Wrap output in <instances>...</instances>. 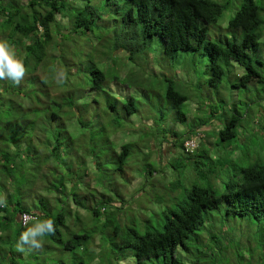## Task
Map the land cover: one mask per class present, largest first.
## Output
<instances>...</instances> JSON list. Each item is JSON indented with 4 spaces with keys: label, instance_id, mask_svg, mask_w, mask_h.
Returning <instances> with one entry per match:
<instances>
[{
    "label": "trees",
    "instance_id": "obj_1",
    "mask_svg": "<svg viewBox=\"0 0 264 264\" xmlns=\"http://www.w3.org/2000/svg\"><path fill=\"white\" fill-rule=\"evenodd\" d=\"M231 1L239 4L227 22L226 30L231 38L225 37L223 40H218L219 42L213 41L208 36L210 27L218 24ZM13 2L16 5L12 2L5 3L4 0L0 2V39L7 40L14 47L17 56L23 60L28 71L25 83L21 82L19 86L14 85L11 80H4L3 83L0 80V248L4 249V254H0V264H21L20 262L24 260L21 258L24 252L31 256V264H40L36 253L40 248L47 247L51 243L60 249L61 253L73 252L77 249V242L62 239L59 228L65 225V215L57 212V208L70 201V205L86 209L73 197V191L79 188L80 183L84 186L95 182L94 179L88 181L89 166L85 158L82 159L85 177L80 181L77 171H73L71 164L66 162L75 155L70 138L76 122L83 130L87 129L88 122L79 120L80 116L76 114L72 96L66 95L64 98L59 96L58 101H55L52 100L51 95L40 96L37 93V86L39 83L45 85L47 80L45 74H52L53 79L58 81L62 78L66 81L65 74L73 71L68 53L72 52L75 43L85 37V34H90L92 38L96 37L98 40L108 38L111 44L107 43L98 54L89 56V58L92 55L100 59L105 58L106 71L92 62L89 68L84 70L77 68V72L74 73L73 78H77L76 87L80 89L81 95L77 101L82 104L97 103L100 93L108 95L110 92H115L122 100L124 114L127 117L137 113L136 99L122 85L126 79L125 69L119 67L111 72L110 67L117 64L118 57H122L127 65L133 62L137 55L140 57L150 50H155L159 56L167 59L164 68L169 67L170 72H173L178 54H189L191 57L187 63L193 67L186 70L188 69V74L192 73L197 78L196 59H199L200 55H207L208 64L205 73L209 76L208 80L212 86H219L226 73L236 75L235 80L230 84L234 90L245 88L248 84L264 83V75H262L264 0H102L99 5L93 0H84L83 6L79 7L68 0H22V4L18 1ZM62 19L67 21L66 25L62 24ZM94 31L96 34L93 33ZM93 46L95 51L96 45ZM78 52L80 57L83 56L81 58L86 57L85 51L78 50ZM157 65L160 66V63ZM237 69L242 70V73H237ZM158 71V69L155 71V75L158 73L157 76H162ZM174 76L175 78L165 80L168 87L162 97H165L167 105L173 108V113L171 112L173 120L177 124H187L191 122H188L187 107V102L192 101L191 95L185 93L182 79L180 80L175 74ZM162 77L166 78L165 75ZM199 80L200 78H197L196 83ZM140 94L145 95L142 90H138L137 95H134ZM32 99L37 106L32 104ZM207 105L209 108L210 104ZM182 106L185 110H182ZM114 107L115 105L111 103L110 108L113 110ZM47 108L53 111L50 117H44L47 120L46 126L40 129L37 126L41 116L39 112L42 109L47 114ZM224 108L225 106H222L219 113H215L212 107L209 108L208 119L202 121L199 127L194 126L185 133L162 130L168 138H162L163 140L154 144L153 149L159 154V163L166 168H172L174 172L177 167L172 156L178 144L185 155L181 168L183 167V171L191 169L190 174L187 172V177L192 181L189 190L185 192L183 200L178 205L161 210L164 213L161 230L151 231L146 228L141 236L135 230L130 231L126 228L122 230L125 235L123 246L134 250L136 264H144L145 260L155 261L156 258L160 259L161 264H219L215 261L217 254L208 255L209 252L205 248H213L215 244L221 243L226 244L227 247L224 252H220L224 253V258L231 263L232 251L235 250L228 246L226 238L221 237L226 224L218 220L219 216L212 217L210 214L211 212L218 214L221 203L226 206L224 217H248L257 224L264 220V158L260 152L256 155L252 154L256 156V161L252 164L248 163L246 167H235L236 163L227 165L226 160L219 158V150L227 148L232 142L234 144L238 141L234 144L238 146L239 143H246L247 140L246 144L250 146L247 130L241 124L242 118L235 104H232L228 110ZM197 109L199 106L196 107L195 112ZM99 117L102 118V115ZM114 118L112 129L115 131L113 134H117L121 127L118 122L120 117L114 116ZM213 119L217 122L213 121L214 126L211 127L210 133H213V136L210 137L213 142L210 144V149L214 148L212 157L216 156L217 160L209 159L210 156L202 145L194 148L185 145L186 142L194 140L191 137L198 135V131L203 133L204 138L207 130L200 128L209 126ZM53 120H59L64 124L56 127L52 123ZM100 122V126L97 127L101 131H106L108 126ZM252 129L257 132L258 127L254 126ZM77 138L74 141L78 140ZM118 148L116 160L110 165L109 175H112L114 170L122 172L128 159L129 144L120 143ZM211 152L213 153L212 149ZM169 156L171 159L168 158ZM80 157L82 156H77ZM202 157L204 161H201ZM215 161L218 163L216 167ZM91 162L97 170L96 161ZM28 163H35L37 173L29 190L25 192V184L29 182L26 175ZM230 167L232 171L226 174ZM192 171L197 172V175L194 172L192 174ZM144 174L145 179L146 176H152L153 171L145 169ZM215 175L221 177L223 184L221 191L201 184L202 181L208 183L209 178ZM37 176L40 178L39 187L34 185ZM44 178L47 179L46 184ZM130 182L131 179H124L125 185ZM68 184L71 185L72 190L68 189L64 195ZM179 184L168 187L176 189ZM31 192H35L34 197L27 195ZM107 203L109 207L113 206L119 211L125 201H122L121 206L110 204L111 201ZM101 210H104L103 207L97 205L91 211L93 217L98 218ZM22 213L31 214L36 220L50 218L54 221L55 233L43 237L40 248H32L31 245L25 244L24 251L17 252L11 247L15 245L18 249L21 233L29 227L28 225L23 228L18 224V218ZM87 213L89 214V210ZM109 215L110 217L106 218L103 224L98 222L96 226L100 227V235L104 234L108 226L113 230L114 235L117 233L116 227L110 226L112 211ZM212 222L214 225L210 227ZM208 228L214 230L207 231V236L197 244L201 246L200 254L194 255L190 263L183 262L180 257L181 252L186 250L187 241L201 231L206 232ZM75 238L80 242L82 239L89 240L92 237L75 235ZM229 238H231L230 243L233 244L234 237L231 235ZM72 264L90 263L77 259ZM111 264L119 263L114 261Z\"/></svg>",
    "mask_w": 264,
    "mask_h": 264
},
{
    "label": "rangeland",
    "instance_id": "obj_2",
    "mask_svg": "<svg viewBox=\"0 0 264 264\" xmlns=\"http://www.w3.org/2000/svg\"><path fill=\"white\" fill-rule=\"evenodd\" d=\"M13 1H18L22 4V0H4L5 3L12 2L16 5ZM68 1L74 3L78 7L83 6L84 4V0ZM93 1L96 5H99L102 0ZM0 2H2V0H0ZM238 6L239 4L234 1L229 3L228 10L223 13L218 24L210 27L208 36L211 40L220 41L225 39V37L231 38L230 33L226 30L227 22L228 19L233 16V13ZM61 22L63 25L67 24L65 19H62ZM93 33L96 34V31ZM85 35V37L75 43V48H72V52L68 53L70 63L73 66V71L65 74V77L67 78L66 81L63 78L58 81L55 78L53 79L52 74H45L47 78L45 85L44 83H39V86H36L38 90L37 93L40 96L41 94L46 96L51 95V98H53L52 100L55 101H58L59 96L63 98L66 95L73 97L76 114L80 116L79 120H87L86 122H88V124L87 129L83 130L79 125L77 126L76 122L75 125L77 128L75 127L73 133H71L74 138L72 136L70 138L72 142L71 148L75 155H72L69 162H66V164H71L72 170L77 171L78 179L82 181L85 177V171L82 167V159L85 158L90 172V175H88V181L94 179L95 182L84 186L80 183L79 188L73 191V197L86 209L76 208L77 206L70 205V201L57 208V212L65 215V225L59 228L62 239L64 241L72 240L74 243L77 242V249L73 252L63 251L64 253H61V250L51 243L47 247L40 248V251L36 253V257H38L37 261L40 264H72V262H76L77 259H82L90 264H111L114 261L119 264H136L134 250L130 247L123 246L125 235H123L122 230H124V228L130 231L135 230L139 236L142 235L146 228L151 231L161 230V223L164 214L161 210L165 207H174L178 205L183 200L185 192L189 190L192 181L187 177V172L191 171V169L183 171V167L181 168L185 155L178 144L176 145L175 153L172 156L175 159L177 170L174 172L172 168H166L162 163H159V154L153 149V147L154 144L163 140L162 138H168L167 134L162 132V130H174L180 134L183 132L185 133L188 129L193 128L194 126L199 127L202 121L206 120V118L208 119L209 108L212 107L215 113H219L222 106H225L224 109L228 110L232 107V104H235L236 110L242 118L241 124L247 130V136L250 139V146L248 147L246 144L247 140L245 141L246 143H239L238 146H236L237 144L234 146L238 141L234 144L232 142L227 148H221L219 150V158L222 157L221 160H226L227 165H233V163H236L235 167H246L248 163L252 164L256 161L255 155L259 152L264 158V83L248 84L245 88L234 90L230 84L233 83L236 75H233V73L228 75L226 73L219 86H212L208 80L209 76L205 73V68L208 64L207 55H200V58L196 59L198 65L197 78H200L197 83V78L193 76L192 73H187V70L193 67V65L190 66L187 63L191 57L189 54H178L173 72H170L169 67L164 68L163 65L167 59L164 56H159V53L155 52V50H150L147 54H142L140 57L137 55V58H134L133 62L127 65L122 57H118L117 64L115 63V65L110 67L111 72H113L114 69L117 70L119 67L125 69L126 79L123 81L122 85L126 87L136 99L135 106L137 113L127 117L124 114L122 100L115 92H110V95H102V93H100L101 96L98 97L97 103L82 104L77 101L81 95L79 94L80 89L76 87L77 78H73L75 75L74 73L77 72V68H82L83 70L89 68L92 62L96 63L101 70L106 71L107 68L104 66L106 65L105 58L100 59L99 57H96V55H92V57L89 58V56H91V54H98V51L103 50L107 43L111 44V40L108 38L98 40L96 37L92 38V35L90 34ZM94 44L96 45L95 51H93ZM78 50L82 52L85 51L86 57L81 58L83 56H79ZM158 63H160V66L157 65ZM186 68L188 69L186 70ZM157 69L159 70L158 72L160 74L162 73V76L165 75L166 78L157 76L159 75L158 73L155 75ZM151 70H154V72ZM236 71L237 73H242V70L240 71L237 69ZM173 73L177 75L180 80L182 79L181 83L182 87L186 90L185 93L191 95L192 101L187 102V107L189 109L188 121L191 122L187 124H177L173 120V108H171L170 105L168 106L167 99L162 97L168 87V83L165 80L167 78H175ZM262 75H264V67L262 68ZM59 76L60 75H58V77ZM25 81L26 78L24 77L21 82L24 84ZM3 82L4 80L1 81V83ZM174 86L176 88V85ZM138 90L144 91L145 95L140 94L139 96H135L137 95ZM31 102L33 105L37 106L33 99ZM205 102L207 103L204 104ZM111 103L115 105L113 110L110 108ZM208 103L210 104L209 108L207 105ZM198 106L199 109L195 112V109ZM181 108L182 110H185L184 106ZM217 108L219 110H216ZM47 110L49 115L48 113L46 114L44 110L40 109L39 115L41 116L37 122V126L40 129L46 126L47 120H45L44 117H50L51 112L53 111L50 108H47ZM205 110L206 112H204ZM100 115H102V118L99 117ZM114 116L120 117L118 122L121 127L120 130L117 131V134H113L115 131L112 129V126H114L113 120H115ZM161 116H163V119H161ZM260 116L263 120L260 119ZM258 120H260L262 124H260V121L258 123ZM100 121H102L105 126H108L106 131H101L99 130V127H97L98 125L100 126ZM213 121L216 120L213 119L209 126L200 128L202 130H207L204 134V138L203 133L198 131V135L192 136L191 139H194L192 142H195V147H197V145L204 146L203 148L207 150L208 155L210 156L209 159L213 158L212 160H217L216 156L212 157V154H214V148H211L213 153L210 149V144L213 142L211 139L212 137H210L213 136V133H210L212 131L211 127L214 126ZM254 121H256V123H254ZM52 123L56 127L64 124L59 120H53ZM16 124L18 125V123ZM254 126L258 127V133L254 132L252 129ZM76 138L78 140L74 141ZM191 139L189 138V140ZM118 143L129 144L128 159L126 160L122 172L114 170L112 175H109L111 170L110 165L114 164V161L116 160L115 155L119 150ZM202 149L200 151H202ZM252 154L255 155L253 156ZM80 155L82 157L77 158V156L79 157ZM168 158L171 159L170 156ZM26 159H28L27 155ZM200 159L201 161L205 160L203 157ZM64 161H66V159ZM91 161H96L97 170L94 169V165ZM168 164L170 166V163ZM214 164L216 167L218 163L215 161ZM26 167V175L29 182L25 184V192L29 190L32 180L37 173L35 163H28ZM145 169H152L153 174L152 176H146L144 179ZM223 170H225V168ZM228 170L229 171L225 172L226 174L232 171V167L228 168ZM193 172L197 175V172L192 171V174ZM188 174H190V172ZM224 177L225 175H223V178ZM211 178H209L208 183L202 181L201 184L221 191L223 187L221 177L215 175ZM124 179H131V182L125 185ZM39 180L40 178L37 176L34 184L35 186L39 187ZM43 180L46 184L47 179L44 178ZM176 183H180L176 189L168 187L169 185ZM68 189L72 190L70 184L66 186L65 192L63 193L64 195H66ZM27 195L34 197L35 192H31ZM75 195H77L78 199ZM27 199L29 200L30 198L27 196ZM123 200L125 201V204L119 211L113 206L112 208L109 207V204L107 203L111 201L110 204L121 206ZM97 205L103 207L104 210H101L98 218L94 216L97 218L95 219L91 211L95 209ZM225 207V204L221 203L218 209V214L214 212H211L210 214L212 217L219 216V219H217L223 224H226L221 233V237L226 238L228 246L233 248L232 250H235L232 251L233 259L230 261L231 263H229L227 258H224V253L220 252L226 250L227 246L223 243L219 245L215 244L213 248L206 247V243V248H204L209 252L208 255L217 254L215 255V261L219 264H264V220L257 224L249 220L248 217H224ZM87 210H89V214L87 213ZM111 211L112 218L110 226L116 227L117 233L114 235L112 233L113 230L108 226V228L106 227L104 234H102V240L100 227L97 228L96 226L98 225V222L103 224L105 219L110 217L109 214ZM213 225L214 222L209 226L211 227ZM210 230H214V228H208L206 232L201 231L199 234L191 236L185 245L186 250L181 252V257L179 256L183 262L190 263V260H193L194 255L200 254L199 247L201 248V246L197 244L204 238V236H207V231ZM75 235H90L93 239H82L78 242L79 240L75 238ZM231 235L234 237L233 244L230 243L231 238L229 237ZM127 238H129V236ZM11 247L14 250H17V252H20L16 249L15 245H11ZM3 252L4 249L0 248V254L3 255ZM21 258L24 259L20 262L21 264H31V256L27 252H24ZM156 259L157 260L155 261L154 259L151 261L145 260L143 263L161 264L160 259ZM9 261L11 260L9 259Z\"/></svg>",
    "mask_w": 264,
    "mask_h": 264
},
{
    "label": "clouds",
    "instance_id": "obj_3",
    "mask_svg": "<svg viewBox=\"0 0 264 264\" xmlns=\"http://www.w3.org/2000/svg\"><path fill=\"white\" fill-rule=\"evenodd\" d=\"M27 71L23 60L17 56L14 47L7 40L0 39V80H11L14 85L19 86ZM22 214L18 218V224L23 228L28 225L31 227L21 233L17 244L18 250L24 251L23 245L25 244L31 245L32 248H40L43 237L55 233L54 221L50 218L36 220L35 216L28 214L33 219L23 226L21 223Z\"/></svg>",
    "mask_w": 264,
    "mask_h": 264
},
{
    "label": "built area",
    "instance_id": "obj_4",
    "mask_svg": "<svg viewBox=\"0 0 264 264\" xmlns=\"http://www.w3.org/2000/svg\"><path fill=\"white\" fill-rule=\"evenodd\" d=\"M185 145L187 147H189V148H194L195 147V143H193L192 141L186 142ZM29 218H31V219H29ZM32 219H33L32 216H30L28 214H22V216H21V223L24 226V225H26Z\"/></svg>",
    "mask_w": 264,
    "mask_h": 264
},
{
    "label": "crops",
    "instance_id": "obj_5",
    "mask_svg": "<svg viewBox=\"0 0 264 264\" xmlns=\"http://www.w3.org/2000/svg\"><path fill=\"white\" fill-rule=\"evenodd\" d=\"M189 122V121H188Z\"/></svg>",
    "mask_w": 264,
    "mask_h": 264
}]
</instances>
